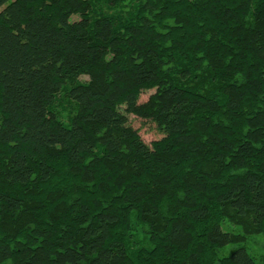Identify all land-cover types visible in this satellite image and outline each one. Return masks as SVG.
<instances>
[{
  "label": "trees",
  "instance_id": "obj_1",
  "mask_svg": "<svg viewBox=\"0 0 264 264\" xmlns=\"http://www.w3.org/2000/svg\"><path fill=\"white\" fill-rule=\"evenodd\" d=\"M257 233L264 0H0V264H264Z\"/></svg>",
  "mask_w": 264,
  "mask_h": 264
},
{
  "label": "rangeland",
  "instance_id": "obj_2",
  "mask_svg": "<svg viewBox=\"0 0 264 264\" xmlns=\"http://www.w3.org/2000/svg\"><path fill=\"white\" fill-rule=\"evenodd\" d=\"M73 18H79L78 15H74ZM89 77L87 75H82L79 80L86 81ZM69 84V83H68ZM71 84V83H70ZM68 90V89H67ZM63 89L58 97L57 103L55 105V110L59 116L65 121L69 122L72 114L77 110V104L73 101L69 95L68 91ZM155 91V89H147L140 95V101H145L147 98ZM129 120L131 125L137 129L146 143H151L155 139H159L163 136V133L157 127V125L147 119H143L136 115H129ZM223 228L231 232H239L240 227L233 220L227 219L223 222ZM143 237V234L139 235ZM246 242L248 243V251L254 255L258 262L264 261V234H247ZM234 245H228L223 249L224 253H229L233 249Z\"/></svg>",
  "mask_w": 264,
  "mask_h": 264
}]
</instances>
